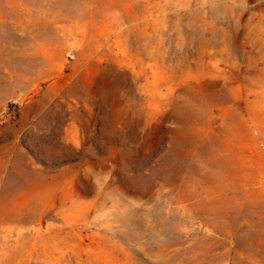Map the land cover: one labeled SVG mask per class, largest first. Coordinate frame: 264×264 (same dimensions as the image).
<instances>
[{
  "label": "rangeland",
  "instance_id": "obj_1",
  "mask_svg": "<svg viewBox=\"0 0 264 264\" xmlns=\"http://www.w3.org/2000/svg\"><path fill=\"white\" fill-rule=\"evenodd\" d=\"M0 264H264V0H0Z\"/></svg>",
  "mask_w": 264,
  "mask_h": 264
}]
</instances>
